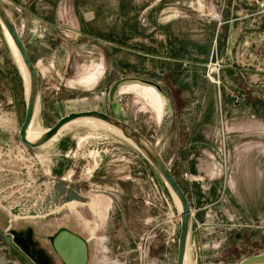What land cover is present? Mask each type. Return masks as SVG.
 <instances>
[{
	"label": "rangeland",
	"instance_id": "rangeland-1",
	"mask_svg": "<svg viewBox=\"0 0 264 264\" xmlns=\"http://www.w3.org/2000/svg\"><path fill=\"white\" fill-rule=\"evenodd\" d=\"M75 1L77 10L72 0L63 7L62 45L39 53L32 128L46 131L83 111L129 125L189 202L190 264L264 255L262 9L248 0ZM231 12H257L260 21L241 29L239 52L225 44ZM76 19L86 23L84 36L73 34ZM15 70L0 25L3 234L35 264H60L50 240L61 229L87 238L88 264H176L178 209L155 170L100 126H70L39 148L22 145L25 96Z\"/></svg>",
	"mask_w": 264,
	"mask_h": 264
},
{
	"label": "water",
	"instance_id": "water-1",
	"mask_svg": "<svg viewBox=\"0 0 264 264\" xmlns=\"http://www.w3.org/2000/svg\"><path fill=\"white\" fill-rule=\"evenodd\" d=\"M0 25L11 40L27 76V98H25V114L18 131V138L22 145L35 149L47 144L53 137L59 138V130L66 124L81 119L90 118L97 120L121 133L123 138L133 143L135 149L142 155L146 162L159 175L170 195H173L179 203V234L177 240L176 264H184L185 252L187 249L188 237L191 226V211L189 202L171 173L169 167L165 164L159 154L153 147L132 127L118 121L104 113L98 111H83L78 113H69L60 118L50 129H47L41 137L35 142L27 140V130L33 118L35 105L38 101V80L36 69L33 66L30 57L19 37L14 22L0 1ZM17 68V67H16ZM23 86L24 80L21 72ZM0 238L3 242L26 264H33L25 254L13 242L11 235H5L0 232ZM50 246L53 254L60 264H88L89 263V243L88 241L67 229L57 231L50 240ZM238 264H264V255L250 257Z\"/></svg>",
	"mask_w": 264,
	"mask_h": 264
},
{
	"label": "crops",
	"instance_id": "crops-1",
	"mask_svg": "<svg viewBox=\"0 0 264 264\" xmlns=\"http://www.w3.org/2000/svg\"><path fill=\"white\" fill-rule=\"evenodd\" d=\"M0 1L4 5L8 13L10 14L14 22L15 28L30 57L33 66L35 68L38 67L37 65L41 61L40 57H42L39 56V53L43 55L44 53H48L51 51L56 52L58 50L57 48H59V46L62 45V42L60 41L61 39H57V36L62 32L61 29L68 27L67 24L69 23L65 21L62 14L63 11H65V9L63 8L65 3L68 4L71 0H0ZM76 3L77 2L75 0H72L73 11L77 10ZM16 8L21 10L20 14H17L15 12ZM239 14L240 13L238 12H234V13L231 12L229 15L228 14L226 15L223 21L224 25L226 26L225 44L227 46V49L228 50L234 49V51L236 52L237 51L239 52L240 49L239 46H237L234 42L239 36L241 29L242 28L247 29L251 27L253 30H255L257 26L260 24L259 18L256 15L257 12L255 14L244 12V15H240L239 18L233 19V16L235 15L237 16ZM83 20H87V19H83ZM69 21L71 22L70 18ZM234 21L238 23H233ZM76 24L78 27V31L73 32V34L75 36H80V37L84 36V32L86 30L85 27L86 23L80 22V20L76 19L75 25ZM80 29H82V31ZM87 35L89 38L96 39L95 38L96 36L92 33H89ZM228 50L227 52H229ZM191 63L192 62L189 63L190 68L192 66ZM165 64L169 67L173 66V63H169V61L165 62ZM164 95L167 98V95L166 94ZM95 169H93V172L95 171ZM0 232L4 233L5 230L0 228ZM91 251H92V247L90 244L89 245L90 259L92 256ZM31 262L35 264L33 261ZM0 264H26V263H24L21 259H19V257L0 238Z\"/></svg>",
	"mask_w": 264,
	"mask_h": 264
},
{
	"label": "bare ground",
	"instance_id": "bare-ground-1",
	"mask_svg": "<svg viewBox=\"0 0 264 264\" xmlns=\"http://www.w3.org/2000/svg\"><path fill=\"white\" fill-rule=\"evenodd\" d=\"M4 30V29H3ZM4 34H5V37H6V40H7V43H8V46L10 48V51L12 53V56H13V59H14V62H15V65L16 67L19 69V71L21 72L22 76H23V80H24V96L25 98H27V76L25 74V71L23 69V66L19 60V56L11 42V40L9 39L8 35L6 34V32L4 31ZM38 101L35 105V110H34V113H33V118L31 120V123L29 125V128L27 130V140L29 142H35L37 141L41 135L45 132L44 130H40V129H33L34 127L32 126L33 124V119L38 111ZM100 126L102 128H104L105 130H107L108 132L122 138L124 141H126L127 143H129L130 145L133 146V143H131L129 140L123 138V136L121 135V133L97 120H93V119H90V118H81V119H78V120H75V121H72L68 124H66L65 126H63L60 130H59V136L61 135V133L65 130H67L70 126ZM35 126V125H34ZM33 127V128H32ZM93 128V127H92ZM56 137H53L47 144L53 142L56 140ZM134 147V146H133ZM135 148V147H134ZM171 198L174 202V204L176 205L177 209H178V212L180 211V206H179V203L178 201L176 200V198L171 195ZM184 264H190V261H189V253H188V246H187V249H186V252H185V258H184Z\"/></svg>",
	"mask_w": 264,
	"mask_h": 264
},
{
	"label": "built area",
	"instance_id": "built-area-1",
	"mask_svg": "<svg viewBox=\"0 0 264 264\" xmlns=\"http://www.w3.org/2000/svg\"><path fill=\"white\" fill-rule=\"evenodd\" d=\"M248 1L255 4L259 9H262V11L264 12V0H248ZM16 12H20V9L16 8ZM211 66H212L210 71L211 73L214 71L215 72L218 71L219 68L218 63L212 64Z\"/></svg>",
	"mask_w": 264,
	"mask_h": 264
},
{
	"label": "trees",
	"instance_id": "trees-1",
	"mask_svg": "<svg viewBox=\"0 0 264 264\" xmlns=\"http://www.w3.org/2000/svg\"><path fill=\"white\" fill-rule=\"evenodd\" d=\"M15 72H16L17 77L19 78V75H18L17 70H15ZM68 200H71V199L68 198L67 201H68Z\"/></svg>",
	"mask_w": 264,
	"mask_h": 264
}]
</instances>
